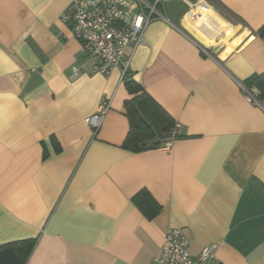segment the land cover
<instances>
[{
  "label": "crops",
  "instance_id": "1",
  "mask_svg": "<svg viewBox=\"0 0 264 264\" xmlns=\"http://www.w3.org/2000/svg\"><path fill=\"white\" fill-rule=\"evenodd\" d=\"M206 1L199 20L165 2L126 51L128 80L179 125L170 149L135 153L127 81L93 70L62 21L71 0H0V246L36 239L27 264H152L183 229L193 256L264 264V98L245 86L264 76V0Z\"/></svg>",
  "mask_w": 264,
  "mask_h": 264
},
{
  "label": "built area",
  "instance_id": "2",
  "mask_svg": "<svg viewBox=\"0 0 264 264\" xmlns=\"http://www.w3.org/2000/svg\"><path fill=\"white\" fill-rule=\"evenodd\" d=\"M169 0H71L62 15V21L72 27L73 37L78 40L88 57L93 60V70L104 76L118 68L124 80L130 70L128 49L146 44L145 33L157 16L159 7ZM189 5V12L199 20L204 15L213 16L214 9L206 0H179ZM198 11V13L196 12ZM195 12V13H194ZM186 15V16H187ZM199 47L205 51L204 45ZM72 77H78V69L72 68ZM250 102H257L255 89L247 90ZM111 109V100L103 97L98 111L85 121L93 135H97L106 114ZM179 132V125L162 149H170ZM190 242L183 229H170L164 238L160 257L152 264H219L216 245H207L198 256L189 250Z\"/></svg>",
  "mask_w": 264,
  "mask_h": 264
},
{
  "label": "trees",
  "instance_id": "3",
  "mask_svg": "<svg viewBox=\"0 0 264 264\" xmlns=\"http://www.w3.org/2000/svg\"><path fill=\"white\" fill-rule=\"evenodd\" d=\"M125 80L131 96L125 102V114L129 119L130 128L122 147L135 153L150 149H161L175 131L176 121L140 84L133 80L129 81L128 76ZM245 86L248 89L255 88L259 91L258 98H264L263 75L250 77L245 82ZM178 138L179 135H176L175 140ZM146 195H149V193L142 191L134 197L135 204L144 211V203L141 201L144 200ZM149 202H147V207L151 206ZM154 214H151V218ZM36 243V239H25L1 245L0 264H27Z\"/></svg>",
  "mask_w": 264,
  "mask_h": 264
},
{
  "label": "rangeland",
  "instance_id": "4",
  "mask_svg": "<svg viewBox=\"0 0 264 264\" xmlns=\"http://www.w3.org/2000/svg\"><path fill=\"white\" fill-rule=\"evenodd\" d=\"M234 33L236 34V33H237V30H236ZM235 34H234V35H235Z\"/></svg>",
  "mask_w": 264,
  "mask_h": 264
}]
</instances>
